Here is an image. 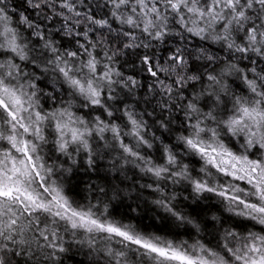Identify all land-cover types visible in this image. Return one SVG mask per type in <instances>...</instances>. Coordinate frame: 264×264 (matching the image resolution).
<instances>
[{"label":"snow or ice","instance_id":"1","mask_svg":"<svg viewBox=\"0 0 264 264\" xmlns=\"http://www.w3.org/2000/svg\"><path fill=\"white\" fill-rule=\"evenodd\" d=\"M102 169L83 202L69 194ZM130 172L149 182L121 188ZM144 190L194 238L112 214ZM181 197L239 222L213 213L205 239ZM80 255L264 264V0H0V264Z\"/></svg>","mask_w":264,"mask_h":264},{"label":"trees","instance_id":"2","mask_svg":"<svg viewBox=\"0 0 264 264\" xmlns=\"http://www.w3.org/2000/svg\"><path fill=\"white\" fill-rule=\"evenodd\" d=\"M20 2L21 0H15V3L17 5H19ZM125 71L129 74H137L138 78H140V75L138 73H135L131 67L126 66ZM192 163L196 168L199 167L197 161L193 160ZM104 175L105 173L103 169L98 174H88L83 171L75 173L72 177V184L75 187L69 194L72 195L75 199L83 202L84 198L88 195L85 190L86 185L90 182L104 185ZM129 176L131 177L130 181H124L123 183H120L117 180H113L112 183H120L121 188L128 189L130 183H133L135 181H139V183L149 182L147 178L141 179L139 175L133 177L131 172L129 173ZM177 191L183 192V195H188L190 190H184L178 187ZM154 198V194H152L148 190H144L139 196H137L136 193L133 192L130 196H126L123 201H113L110 210L117 219H122L125 222L134 223L144 231L153 232L162 237L175 240H191L192 238H194V234L191 233L187 227H177L176 222L173 218L168 217L166 213L157 208L152 203V200ZM179 204L184 208L185 212H189L194 216L196 215V213H200L201 217L204 220H207L206 226L202 222V227H205V231L200 234L201 237L205 239H211L210 233L213 231L212 221L208 220L207 218L210 217L213 213H215L217 216H220L221 219L228 221L229 223H231V220L239 222L240 219L238 217H232L231 220H229V213L225 211V205L219 203V198H212L211 200H205L202 203L197 202V204H191L190 201H184L181 197L179 199ZM209 209H211V211H209ZM84 259L85 257L80 255L77 256L74 260H67L66 264H77L78 261Z\"/></svg>","mask_w":264,"mask_h":264}]
</instances>
